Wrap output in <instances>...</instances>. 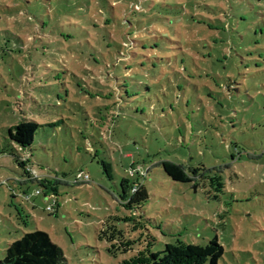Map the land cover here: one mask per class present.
Masks as SVG:
<instances>
[{"label":"rangeland","instance_id":"rangeland-1","mask_svg":"<svg viewBox=\"0 0 264 264\" xmlns=\"http://www.w3.org/2000/svg\"><path fill=\"white\" fill-rule=\"evenodd\" d=\"M135 1L0 0V260L25 232L44 230L63 264H149L167 243L215 236L220 264H264V16L252 6L244 24L231 16L217 45L219 31L183 21L187 0H143L132 14ZM88 6L110 21L119 53L103 52L99 28L78 17ZM24 116L56 123L39 131L32 155L19 153L33 174L89 175L56 185L53 211L12 154L8 128ZM164 161L204 170L179 182ZM124 178L141 180L149 198L122 200Z\"/></svg>","mask_w":264,"mask_h":264},{"label":"trees","instance_id":"trees-1","mask_svg":"<svg viewBox=\"0 0 264 264\" xmlns=\"http://www.w3.org/2000/svg\"><path fill=\"white\" fill-rule=\"evenodd\" d=\"M233 1L234 0H211L210 2L208 0H187L186 3L190 8L189 11H184V17L182 19L184 22H188L191 27H199V31L205 29L219 31V34L210 36L213 37L214 42L218 45L220 42H226V40H228V36H225V34L228 35L227 21H231V23L234 21L230 18L231 16L236 18L237 23H242V21L247 22V16L251 12L254 13L255 16H264V0L235 1V4L240 3L235 5V11L232 13L227 12L223 3H229L233 8ZM143 4V0H137L131 3V10L129 12L132 14L143 12ZM175 6V8H182V11L188 10L184 9L186 8L185 5L181 3H177ZM249 6H252L251 12L248 10ZM91 8L92 7L88 6L86 12L83 15H78V17L80 20L86 21L92 28H99V35L97 38L100 45L105 48L103 52H110V50L112 51V49H115L119 53L124 45L111 39L107 26L110 21L105 19L104 22H99L91 17L89 14ZM137 22L140 24L141 21L137 20ZM131 27H134L133 23ZM136 30H139V26ZM62 36L65 38L72 37L71 35L67 37L65 34H62ZM123 39L130 44L137 43L135 39H125L124 37ZM256 41L258 42V40ZM215 49L217 51L221 50L218 46H216ZM208 54L212 55L211 52ZM97 64V69L100 70V68H103L99 63ZM255 66L259 69L262 67L260 63H256ZM111 73V71H107L108 76H110ZM94 84L105 87V84H102L100 81H94ZM94 90L100 92L99 89ZM118 97L120 98V95H118ZM55 124L56 123L43 124L34 118L24 116L22 120L9 126L8 133L13 143L12 154L16 157L18 164L24 168L25 174L30 175L33 166L27 156H23L19 153L25 152L27 155H32V148L39 131L46 125L55 126ZM95 156H97V154ZM100 162L108 175L112 178V163L105 159H101ZM162 167L171 179L184 183L195 182L201 171L204 170L201 166L185 167L181 163L171 161L162 162ZM75 174H73V176ZM68 175L69 174L66 173L60 175L59 173L44 174L43 179L39 181L41 186L44 187L43 194L47 196L51 193L55 194L58 191L57 187L59 183L71 184L70 180L73 176L71 175L68 177ZM133 184L134 182L130 181L128 178L122 180L120 198L122 200H128V204H140L147 200L149 198V192L141 180L137 182L139 187H132ZM133 188H137L135 193H131ZM224 253L225 249L223 245L219 242L218 237L215 236L204 245L188 243L185 246H181L167 243L163 250L152 252L148 258V262L149 264H220V260ZM65 261L66 259L62 248L52 240L50 234L44 230H35L32 232H25L22 237L11 242L6 247L5 256L0 260V264H63Z\"/></svg>","mask_w":264,"mask_h":264},{"label":"built area","instance_id":"built-area-1","mask_svg":"<svg viewBox=\"0 0 264 264\" xmlns=\"http://www.w3.org/2000/svg\"><path fill=\"white\" fill-rule=\"evenodd\" d=\"M34 173V171H30V176L32 177V178H34L35 177V179L36 180H38V181H40L41 179L37 176V175H35V174H33ZM34 176V177H33ZM89 180V175L88 174H86V173H84L83 171H80V172H78V173H76L73 177H72V179L70 180V183L71 184H74V183H79V182H81V181H88ZM43 192V190H41V189H37L36 190V193L37 194H41ZM49 199H51V203L50 204H48L47 205V207H46V209H47V211H53L54 210V208H55V206L57 205V199H56V197H55V195L53 194V193H51L50 195H48L47 196Z\"/></svg>","mask_w":264,"mask_h":264}]
</instances>
